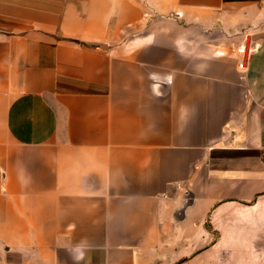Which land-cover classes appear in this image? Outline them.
<instances>
[{"label": "crops", "instance_id": "obj_1", "mask_svg": "<svg viewBox=\"0 0 264 264\" xmlns=\"http://www.w3.org/2000/svg\"><path fill=\"white\" fill-rule=\"evenodd\" d=\"M263 204L264 0H0V264H253Z\"/></svg>", "mask_w": 264, "mask_h": 264}, {"label": "rangeland", "instance_id": "obj_2", "mask_svg": "<svg viewBox=\"0 0 264 264\" xmlns=\"http://www.w3.org/2000/svg\"><path fill=\"white\" fill-rule=\"evenodd\" d=\"M243 213L244 218L251 219L243 223L242 229L251 233V237L244 238V242L247 241L254 248L253 264H264V204L248 208ZM244 257L247 258L246 255Z\"/></svg>", "mask_w": 264, "mask_h": 264}, {"label": "built area", "instance_id": "obj_3", "mask_svg": "<svg viewBox=\"0 0 264 264\" xmlns=\"http://www.w3.org/2000/svg\"><path fill=\"white\" fill-rule=\"evenodd\" d=\"M250 52L251 50L246 46L245 43H241L236 47V63L239 70L243 71L246 69V62L250 57Z\"/></svg>", "mask_w": 264, "mask_h": 264}]
</instances>
